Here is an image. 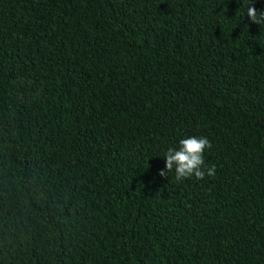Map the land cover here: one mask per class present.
<instances>
[{
	"label": "trees",
	"instance_id": "16d2710c",
	"mask_svg": "<svg viewBox=\"0 0 264 264\" xmlns=\"http://www.w3.org/2000/svg\"><path fill=\"white\" fill-rule=\"evenodd\" d=\"M264 0H0V264H264ZM212 144L177 181L168 148Z\"/></svg>",
	"mask_w": 264,
	"mask_h": 264
},
{
	"label": "clouds",
	"instance_id": "9594fccd",
	"mask_svg": "<svg viewBox=\"0 0 264 264\" xmlns=\"http://www.w3.org/2000/svg\"><path fill=\"white\" fill-rule=\"evenodd\" d=\"M246 15L254 24L261 23V17L264 13H258L254 5H247ZM212 147L207 137L189 136L179 141V148H168L164 155L166 161V170H161L159 175L166 177L168 173H175L177 181L195 177L197 180H203L205 177H214L216 175V165L208 166L205 164L204 153L206 149Z\"/></svg>",
	"mask_w": 264,
	"mask_h": 264
}]
</instances>
